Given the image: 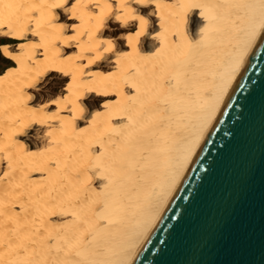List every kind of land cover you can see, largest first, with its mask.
Wrapping results in <instances>:
<instances>
[{
  "label": "bare ground",
  "instance_id": "obj_1",
  "mask_svg": "<svg viewBox=\"0 0 264 264\" xmlns=\"http://www.w3.org/2000/svg\"><path fill=\"white\" fill-rule=\"evenodd\" d=\"M52 2L0 0V32L19 33L0 36V264H133L264 35V0H157L155 55L151 33L129 47L114 19L96 30L100 9L81 23ZM51 73L64 82L37 99Z\"/></svg>",
  "mask_w": 264,
  "mask_h": 264
},
{
  "label": "water",
  "instance_id": "obj_2",
  "mask_svg": "<svg viewBox=\"0 0 264 264\" xmlns=\"http://www.w3.org/2000/svg\"><path fill=\"white\" fill-rule=\"evenodd\" d=\"M133 264H264V35Z\"/></svg>",
  "mask_w": 264,
  "mask_h": 264
},
{
  "label": "snow or ice",
  "instance_id": "obj_3",
  "mask_svg": "<svg viewBox=\"0 0 264 264\" xmlns=\"http://www.w3.org/2000/svg\"><path fill=\"white\" fill-rule=\"evenodd\" d=\"M89 5L92 7L100 9L98 13L94 15L99 19L95 24V28L98 31L101 28L106 26V21L109 19H114L115 27L117 31L120 33L119 37H116V33H113V38L118 39L121 44L126 43L129 47L132 46L133 41L135 39V43L137 47L140 45L142 38H146L149 33H151L152 38L159 40L161 47H157L155 52L151 53L155 55L161 51L163 47L164 40L161 39L162 32L157 31L155 26L150 27L151 25H155L156 21L152 20L151 17L154 15L158 19L160 18V13L158 9L160 8V4L157 0H116L115 3H108L107 0L104 4L98 2V0H53V2L49 5L51 9L55 10H63L65 14H67L70 21L80 20L83 23V16L78 14V11L82 8H86ZM22 6V5H21ZM11 7V5H9ZM149 7H154V12H148ZM191 8L199 9L202 7L200 4H191ZM201 16H204V13H200ZM61 28L69 27V25H60ZM70 27L74 30V35L70 36L69 40H75L77 35H82L79 32V25L76 23H71ZM160 28L163 29V24L160 25ZM203 31V29H201ZM19 33L11 31L9 28L6 32H0V36H16ZM89 37H92L94 33L89 31ZM101 43L107 45L103 48V52H111L115 47L113 43V39L104 40L102 42L96 43L97 53L93 56L89 63H94L96 60L102 58V54L99 52V48ZM4 55L7 56V50H5ZM127 52H121L120 56H127ZM120 56L117 57V62H119ZM72 57H65V59H71ZM2 59V58H0ZM65 77H67L68 73L63 72V69L60 70ZM67 87L71 88V83L67 85ZM49 103L57 104L58 100H50ZM44 107V105H41ZM83 112V109H81ZM50 119H55V116L49 117ZM47 122L46 119L33 120L32 123L45 124ZM31 125H24L22 128L18 129L19 132H23L25 128L30 127ZM51 131L45 132V136H50ZM48 151L47 148L40 149L41 153H46ZM8 166L12 167V157L10 155L5 157ZM4 176H8V172H4ZM55 215V212H53Z\"/></svg>",
  "mask_w": 264,
  "mask_h": 264
},
{
  "label": "rangeland",
  "instance_id": "obj_4",
  "mask_svg": "<svg viewBox=\"0 0 264 264\" xmlns=\"http://www.w3.org/2000/svg\"><path fill=\"white\" fill-rule=\"evenodd\" d=\"M108 26L109 28L113 29L112 34L113 33L119 34L117 29L114 28L115 23H109ZM0 58H2L0 59V71L7 70L14 64V62L9 61V59L1 51H0ZM64 80L65 79H63L62 77H60L59 74H56V73H51L47 75V77L38 85L39 89L34 91L36 98L37 99H40L41 97L46 98L50 96L51 94L53 95L56 94L57 93L56 89L64 82ZM54 91H56V93ZM94 97L95 96L90 95L88 97L87 102L88 103L95 102L96 99ZM30 132H33V130H31Z\"/></svg>",
  "mask_w": 264,
  "mask_h": 264
}]
</instances>
